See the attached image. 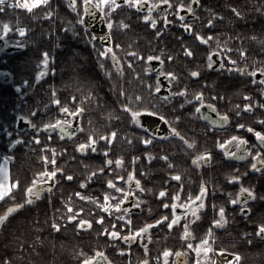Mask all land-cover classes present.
<instances>
[{"label": "flooded vegetation", "instance_id": "1", "mask_svg": "<svg viewBox=\"0 0 264 264\" xmlns=\"http://www.w3.org/2000/svg\"><path fill=\"white\" fill-rule=\"evenodd\" d=\"M70 1L75 3V0ZM115 1L119 7L112 12L98 7L107 26L108 40L105 41L99 36L93 22L91 24L85 21V1L82 4L80 20L82 30H73V33L74 39H79V34H83V46L89 49L92 47L94 51L83 60L85 73L87 70L100 73L105 79H100L99 88L103 92H110L118 100L116 129L103 133L90 131V99L100 89H89L90 94L84 93L91 84L86 79L80 81L87 73L82 75L79 72L82 65L77 66L74 61V67L70 71L74 84L69 86L71 90L68 100L57 90L53 101L54 119L50 125L57 126L55 121L59 119L63 123V129H56L52 133H46L43 129V132L35 133L40 143L45 137L52 141V160L41 159L51 163L55 160V163L51 164L50 169L37 173L33 182L35 185L51 186L45 188L36 199L32 198L31 202L42 199L46 192H57L61 195V200L65 199L64 195L69 194V202L74 200L72 195L82 193L79 197H89L84 199L98 206L104 216L112 217L113 227L117 228L124 216H146L141 228L148 224L153 226L147 246H143L142 233L136 227L129 233L137 232V235L130 236L128 240L123 237L129 233L125 235L123 229L124 236H112L114 241H119L115 246L119 250L121 248L127 251H139L141 248L148 250L155 235H176L180 228L184 239L193 241V223L202 216H221L219 210L222 207L223 216L245 217L244 237L247 252L257 245L264 249V236L257 233L258 225L264 223V166L255 157L257 151L264 154V146L260 145L255 132L250 130L264 132V73L252 74L256 68L264 66V52H252L249 46L240 45L241 42L252 39L262 42L264 37L261 40L259 36H264V30L254 38L236 36L229 39L223 38L218 31L215 33V44L203 35L202 21L197 14L198 0H192L189 4H186V0H180V3L186 5L184 9L178 7L180 3L153 4L150 0H142L148 4L136 7L124 3V0ZM195 2L198 3L197 8H193ZM93 4L97 5L94 2ZM187 6H191L193 11L189 12ZM150 8L151 15L157 22L155 28L151 26V20L143 19ZM178 12L180 15H177ZM109 21L112 22L111 29L108 27ZM185 24L192 25V28H185ZM197 34L204 36L206 42L201 41ZM219 41H232L239 43V46H220ZM11 45L14 44L6 42V46ZM187 49H191V55L187 54ZM105 52L108 54L104 55ZM149 56L153 59L149 60ZM193 71H198L200 75L193 76ZM57 72L59 70L56 68L55 73ZM168 72H173L175 77L166 76ZM158 86L162 87L156 92L155 88ZM185 88L187 95L180 94V90ZM79 90L83 92L79 93ZM198 92L204 94L202 101L194 98ZM106 94L100 95L103 100L107 97ZM57 100L60 101L59 104ZM245 104L252 105V108H244ZM122 105H128L134 111L144 108L152 111L141 112L140 123H136L128 109ZM63 107L67 111H60ZM77 108L82 110L77 112ZM197 108L200 110L197 111ZM73 112H76L75 116L72 115ZM125 112L128 116L124 115ZM224 113H227V120L223 118ZM162 116L167 119H162ZM27 121L34 127L30 120ZM172 128H176L181 135L173 133ZM26 131L35 132L36 129L28 128L20 132ZM112 132L116 133L115 138L104 139ZM90 137L97 140L95 150L90 147L88 151L80 152L77 145ZM231 137H244L247 144L241 145L239 141L225 143ZM22 139L28 153L29 144L26 138ZM145 139L150 140V143H144ZM188 142H194V146ZM221 144H224L223 148L220 147ZM105 149L108 150L107 153ZM244 149H250L251 152ZM229 152L236 155L230 156ZM204 153H210V156H204ZM165 156L168 157L167 160L164 159ZM197 156L201 158L194 163ZM109 159L112 164L107 163ZM252 163L257 164L256 169L251 167ZM57 168L63 169V172H58L55 178L49 179L47 175H40ZM75 173L79 175L76 180ZM69 174L72 179H68ZM177 174L179 179L176 178ZM130 175L133 177L131 181L128 179ZM233 176L241 179L233 180ZM77 180L81 186L73 192H67L63 188L71 186L70 183ZM109 180L113 183L109 184ZM241 187L251 189L254 197L249 199L248 193L240 195ZM120 189L124 191L121 192ZM161 191L165 193L163 196L160 195ZM35 195L33 191L32 197ZM125 196L128 197L127 200H123ZM233 199L237 203L233 204ZM241 200L246 201V204L241 203ZM117 203H121L120 208L113 207ZM192 216L199 218L190 222ZM255 216H261L256 227ZM161 217H167V220ZM173 219L177 222L169 227ZM156 220H160V223H154ZM224 222L225 219H222L215 226L220 228L225 225ZM123 242L126 243L124 246ZM163 259L166 264L171 259L175 264L189 263L185 252L177 253L174 257L172 252L167 256L164 253Z\"/></svg>", "mask_w": 264, "mask_h": 264}, {"label": "trees", "instance_id": "2", "mask_svg": "<svg viewBox=\"0 0 264 264\" xmlns=\"http://www.w3.org/2000/svg\"><path fill=\"white\" fill-rule=\"evenodd\" d=\"M69 1L49 0L47 4L32 10L12 6L9 3L0 8V37L21 46L20 50L13 52L0 48V151L1 157L7 156L11 160L12 181H19V185L14 187L11 194L0 200V215H4L11 205H22L0 228V264H83L85 259L97 252L105 254L113 264H144L145 261L147 264H166L163 254L169 249L173 257L177 253L191 252L189 264H194L196 258L190 245L196 246L204 240H209L216 250L240 253V264H264V249L260 245L253 247L249 253L246 250L244 216H202L192 225L193 241L185 240L180 228L176 235H155L148 250L141 248L139 251L133 249L121 251V248L119 250L115 246L119 241H114L110 233L113 231L122 233L123 229L125 234L135 227L139 229L144 224L146 216L132 218L124 216L120 222L118 221L117 228L113 227L112 217L104 216L98 206L85 199L80 200L77 195H72L74 200L69 202L67 199L69 194L64 195L65 199L61 200V195L57 192H46L40 200L31 203L27 201L26 189L34 182L37 173L52 167L51 162H44L41 159L44 151L48 153L49 158L52 157V141L45 137L40 143L35 138V133L43 132L45 124H52L56 91L59 90L62 97L68 100V93L71 90L69 86L74 84L69 64L76 61L77 66L82 65L79 72L82 75L87 73L85 77L80 78V81L86 79L91 84L84 93L99 91L100 79H105L93 70H90V73L87 72L88 70L86 73L84 71L86 67L83 60L94 51L92 47L89 49L83 46V34L78 35L79 39H74L73 30L82 29L79 15L77 24L70 23V10L67 7ZM150 1L153 4L162 3L160 0ZM191 1L186 0V4ZM198 2L197 14L198 19L202 21L203 35L210 36L212 41L216 40L215 33L218 31L223 38L229 39L236 36L254 38L264 30V0H198ZM170 3L179 4L180 0H170ZM47 11H54L52 18L46 17ZM209 20L213 21L212 24L208 23ZM7 22L13 23L11 30L14 31L20 24L23 25V22H33V24L27 27L24 41L18 44L15 41L19 36H16L14 31L11 32L12 34H4L3 25ZM263 37L259 36V39L262 40ZM253 40L241 42L240 45L249 46L252 52H264V40L262 42ZM224 45L239 46V43L226 41ZM226 50L230 51L228 48ZM45 51L49 54L50 70L40 76ZM56 68L59 70L57 74L52 71ZM4 73H10L9 82L4 80ZM24 80L29 83L24 84ZM82 92L83 90H79V93ZM101 94L107 95L105 100L102 99ZM110 94L100 89V92L91 96V106H89L91 117L101 122L100 125H89L93 133L116 129L118 100ZM102 102L105 106L101 107ZM124 115L128 116L126 112ZM20 116L29 117L28 120L36 127V131L19 132L16 122ZM23 137L29 144L28 153L24 149ZM17 140L19 143H13ZM77 177L79 178V175L75 173L74 179L76 180ZM70 185L63 188L67 192L71 190L73 192L81 186L78 180ZM69 204L72 205L71 209L68 207ZM78 209H83V212H79ZM70 213L77 219L67 220L66 217ZM100 216L104 217L103 222L100 221ZM219 217L225 219V225H221L220 228L214 223ZM260 217L255 216L257 219L254 218L255 227ZM81 219L91 220V227L80 228ZM55 224H60L61 227L57 229ZM123 233L121 236H124ZM125 244L123 242L122 246ZM168 264L175 263L171 259Z\"/></svg>", "mask_w": 264, "mask_h": 264}, {"label": "snow or ice", "instance_id": "3", "mask_svg": "<svg viewBox=\"0 0 264 264\" xmlns=\"http://www.w3.org/2000/svg\"><path fill=\"white\" fill-rule=\"evenodd\" d=\"M110 2H111V7H112V8H117V7H119V4L116 3L115 0H97V5H96V6H97V7H102L103 5L109 4ZM141 2H142V0H124V3H126V4H133V5L136 6V7H139V6L141 5ZM160 2H162V3H164V2H168V3H170V0H160ZM5 3H6V0H0V7L4 6ZM47 3H48V0H30V2H29V0H24L23 4H22L21 6L27 8V9H29V10H31L32 8L38 7V6L41 5V4H47ZM85 5L87 6V0H85ZM178 7H179L180 9H184V8L186 7V5H185L184 3H180V4L178 5ZM187 10H188L189 12L193 11V9H192L191 6H187ZM237 12H238V10H237ZM151 13H152V9L150 8V9H148V15H145V16L143 17V19H144L145 21H149V20H151V26H152L153 28H155L157 22H156L155 18L152 17ZM238 14H239V13H238ZM48 15H51V13L49 12ZM177 15H180V13L178 12ZM212 22H213L212 20H209V21H208L209 24H212ZM165 23H167V19H165ZM123 26H124L125 28L128 27V25H123ZM108 27H109V29L112 28V22H111V21H109ZM184 27L187 28V29H191V28H192V25H190V24H185ZM9 30H10V26H9V25H5V26H4V29H3L4 34H7ZM27 31H28L27 28H20V29H19V32H21V33H26ZM157 34H159V33H157ZM197 35L199 36V39H200L201 41H205V42H206V38H205L204 36L199 35V34H197ZM210 38H211V37L209 36V39H210ZM109 51H111V49H109ZM107 54H108V52H105V53H104V55H107ZM187 54L191 55V49H187ZM48 55H49V54H48L47 51L43 52L44 59L42 60V64H43L44 66H47L48 63H49ZM209 55L211 56V54H209ZM113 56H114V58H115V53H114V52H113ZM148 59L151 60V59H153V57L149 56ZM156 59H161V57H156ZM169 59H172V57H169ZM229 59H231V58L229 57ZM129 63H131V62H129ZM208 66L211 67V64H209ZM52 71H55V69H52ZM241 71H242V69H241ZM256 73H264V66H261V67H259V68H256V69L253 71L252 74H253V75H256ZM44 74H45V73H44L43 71H41V72L39 73L40 76H43ZM165 75L168 76V77H170V78H174V77H175V74H174L173 72H168V73H166ZM192 75H193V76H199L200 73H199L198 71H193V72H192ZM23 83H24V84H28L29 82H28L27 80H24ZM17 87H19V85H17ZM149 87H151V85H149ZM160 87H162V86H158V87H156V88H155V91H156V92H159V91H160ZM180 94L187 95V89H186V88H185V89H181V90H180ZM194 98L197 99L198 101H202L203 98H204V94H203L202 92H198V93L195 94ZM73 99H75V97H73ZM56 102H57L58 104L60 103L59 100H57ZM201 106H202V105H201ZM122 107L128 109V111L131 113V116H132V118L134 119V121H135L136 123H140V119H139V117H140V115H141V112H151V111H152L151 109H148V108L139 109V110H135V111H134V110L131 109L128 105H122ZM213 107H214V105H213ZM243 107H244V108H247V109H251V108H252V105H250V104H245ZM81 110H82L81 108H77L76 111L79 112V111H81ZM199 110H200V109L197 108V111H199ZM60 111H67V108H66V107H63V108L60 109ZM72 115L75 116V115H76V112H73ZM153 115H158V116H160L161 114H160V113H153ZM161 118H162V119H165V120L167 119V117H163V116H162ZM223 118H224L225 120L228 119L227 113H224V114H223ZM23 119H24V120H27V119H29V117L24 116ZM176 119H179V117H177ZM66 122H67V123H71V121H66ZM55 124H56V125H59L61 128H63V123H62L59 119H57V120L55 121ZM52 126H53V125H50V124H45V125H44L45 128L52 127ZM142 126H143V125H142ZM237 126H238V127H241V128L245 127V125H237ZM34 127H35V126H34ZM249 127H250V126H249ZM250 130L253 131V132H255V135H256V137L258 138L260 145H261V146H264V132H257L255 129H251V128H250ZM171 131H172L173 133H175L176 135H181V134L178 132V130H177L176 128H172ZM9 135H11V133H9ZM73 135H74V133H73ZM115 136H116V133H115V132H112V133L106 135V136L104 137V139H109V137H111V138H115ZM182 138H183V137H182ZM36 139L39 140V137H36ZM230 141H231V142L239 141V143H240L241 145H246V144H247V140H246V138H244V137H231L230 140H229V141H225V143H229ZM186 142H187V141H186ZM13 143H19V141L17 140V141H14ZM96 143H97L96 138H95V137H90V138H89L88 140H86L85 142H83V143L77 145V147H78V149H79L80 152L88 151L90 147H91V149L94 151V150H95V145H96ZM144 143H150V140L145 139V140H144ZM188 143H190V144H192V145L194 146V142H188ZM46 147H47V145H46ZM220 147L223 148V147H224V144H221ZM107 151H108V150L105 149V152H106V153H107ZM244 151H246V152H248V153L251 152L250 149H244ZM203 155H204V156H210V153H204ZM228 155H230V156H231V155H236V153L229 152ZM255 157L259 158L260 161H261L262 166H264V154H262L261 152L257 151V152L255 153ZM200 158H201L200 156L195 157L194 160H193V162H194V163L198 162V161L200 160ZM7 159H8V158L5 157V160H7ZM44 159H45V160H48V157L45 156ZM164 159L167 160L168 157L165 156ZM52 163H55V160H53ZM107 163H108V164H112V160L109 159V160L107 161ZM251 167H252L253 169H256V168H257V164H256V163H252V164H251ZM0 171H3V173H4V175H3V179H0V200H2L6 195H8L9 193L12 192V189H13L14 187H17V186L19 185V181H18V180H16L15 182L12 181V179H11V177H10V175H9V172H8V169H7V168L0 169ZM99 171H103V169H99ZM58 172H63V169H61V168H57L56 170L47 171L46 173H40V175H41V176L47 175L48 178L51 179V178H55V177L57 176V173H58ZM92 175H94V173H93V174H90V177H89V178H91ZM176 178H177V179L180 178V177H179V174H177ZM68 179H72V177H71L70 174L68 175ZM118 179H123V178H122V177H118ZM128 179H129V181H131V180L133 179V177L130 175V176L128 177ZM232 179H233V180H240L241 178L238 177V176H233ZM108 183H109V184H112L113 182H112L111 180H109ZM137 186H139V182H138V181H137ZM34 188H35V183H33L31 186H29V187L26 189L27 194H28V201H29V202H31V200H32V198H33V197H32V193H33V189H34ZM120 191L123 192L124 190H123V189H120ZM202 191H203V189H202ZM245 193H248V194H249V199H251V198L254 197V195H255V194L251 191V189H246V188L241 187V189H240V195H244ZM164 194H165L164 191H161V192H160V195H161V196H163ZM76 195L80 196V195H82V193H76ZM105 197H106V199L108 198V197H107V194H105ZM84 198H85V199H89V197H84ZM127 199H128L127 196L123 197V200H127ZM198 199H200V197H198ZM123 200L121 201V203H123ZM231 202H232L233 204L237 203V201H236L235 199H233ZM240 202L246 204V201L241 200ZM121 203H117V204L113 205V207H115V208H120V207H121ZM20 207H22V205H20V204H15V205H11V206H9V207L7 208V212H6L4 215H0V223H2V222L7 218L8 214L14 212L16 209H18V208H20ZM68 207H69V209H71V208H72V205L69 204ZM165 207H167V205H165ZM105 208H108V205H105ZM78 211H79V212H83V209H78ZM219 211H220L221 216H223V214H224V208L221 207ZM241 211L243 212L244 209L242 208ZM66 219H67V220H76L77 217H76L75 215H73V214L70 213V214L66 217ZM99 219H100L101 222H103L104 217H103V216H100ZM161 219H163V220H167V217H161ZM176 222H177L176 219H173V220H172V223H170L168 226H169V227H172V224H174V223H176ZM154 223L159 224V223H160V220H156ZM214 223L219 224L220 221L217 220V221H214ZM91 224H92V221H91V220H83V219H81V220L79 221V227H80V228L91 227ZM60 227H61L60 224H55V228L59 229ZM151 227H152L151 224L145 225L143 228L138 229V232H139V233H143V232H145L147 229H149V228H151ZM105 231H107V229H105ZM257 233H258L259 235H261V236H264V223H261V224L258 225V227H257ZM110 234H111L112 236H120V235H121V233L116 232V231H113V232H111ZM134 235H137V232L129 233L128 235L124 236L123 238H124L125 240H128L130 236H134ZM202 243H204V241H202ZM121 251H124V249H121ZM170 251H171V249L167 250V251L165 252V256H167L168 253H169ZM197 251H199V249H197ZM103 256H104L103 253L97 252L95 255L90 256L89 258L85 259V260L83 261V264H101V259H98V258H102ZM144 264H147V261H145Z\"/></svg>", "mask_w": 264, "mask_h": 264}, {"label": "rangeland", "instance_id": "4", "mask_svg": "<svg viewBox=\"0 0 264 264\" xmlns=\"http://www.w3.org/2000/svg\"><path fill=\"white\" fill-rule=\"evenodd\" d=\"M84 1L85 0H75V3H73V4L71 3V1H69L68 4H67L68 9L70 10V13H69L70 18H71V22L70 23L72 25L73 24H77V22H79V20H77L78 15H79L80 20H81V13H82L81 11L83 10L82 4H83ZM92 1L97 4V0H92ZM23 2H24V0H6V3H9L12 6H20V7H22L21 5L23 4ZM29 2H30V0H29ZM6 3H5V5H6ZM41 5H43V4H41ZM41 5H39V6H41ZM99 8H101L102 10H104L106 8L105 10L108 9V10H111V12L114 11L115 9H118V7L117 8H112L111 7V2L109 4L103 5L102 7H99ZM32 9H34V8H32ZM53 12L54 11H50L51 15H48V13H49L48 11L45 12L46 17L52 18ZM35 14L36 13H34V15ZM31 24H33V22H23V25L20 24L19 28L17 30H15V31L11 30V26L13 25V23L11 24L10 22H7L5 25H9L10 26V30L8 31L9 34L14 31L16 33V36H19V39L17 38V40L15 42H17L18 44H21L24 41V37L26 36L27 32L26 33H21V32H19V29L20 28H27ZM79 24H80V22H79ZM5 25H3V29H4ZM215 41L216 40H214L212 42L216 43ZM218 45L226 46V45H224V41H219ZM69 57L71 58V55ZM71 62H73V61H71ZM73 67L74 66L72 65V63H70L69 64V68L73 69ZM49 70H50V67L48 65L47 66H44L43 64L41 65V71L48 72ZM89 124L100 125L101 122L99 120H93V118H91V121H90ZM45 156L48 157L49 161L52 160V158H49V155H48V153H46V151H44V153H43V159H44ZM4 164L5 163L3 162L2 167L4 166ZM0 175H1V179H3V175H4L3 171H0ZM13 190H14V188L12 189V191ZM10 194H8V195H10ZM81 198L82 197H80V200H81ZM82 199H84V198H82ZM15 212L16 211L8 214V216L12 215ZM197 218H199V216H192L189 219V221L190 222H192V221L194 222L195 219H197ZM218 219L220 220V222H222L221 217H219ZM188 224L189 223H187V225H186L187 227H188ZM190 246H191L192 250L194 249L193 252H195L194 254L196 255V260H195L194 264H240V261H241L240 253H237V252L236 253L235 252H226L224 250H216V249H214L212 247V245L210 244L209 240H204V243L199 242L196 246H194L193 244H191ZM197 249H199V251H197ZM190 253L191 252H186V256L188 258L187 259L188 262H190V260H191V254ZM183 262H185V261H183Z\"/></svg>", "mask_w": 264, "mask_h": 264}, {"label": "water", "instance_id": "5", "mask_svg": "<svg viewBox=\"0 0 264 264\" xmlns=\"http://www.w3.org/2000/svg\"><path fill=\"white\" fill-rule=\"evenodd\" d=\"M147 4H148V2L145 1V2H142L141 3V5H143V6H141V5L140 6L141 7H144ZM193 5H194L193 8H197L198 3L195 2ZM85 21L91 22V24L93 22V24L95 25L94 29L97 31V33L99 34V36L102 39H104L105 41L108 40V30H107V26L105 24L104 17L102 15L101 11L99 10V8L96 5H94L93 2H91V1H88L87 2ZM0 46H1V48L3 50H6L8 52H13L15 50L21 49V47H19V46H14V45L13 46H6V41L4 40V38H0ZM4 78H5V81L6 82H9L10 79H11L10 74H5L4 75ZM28 128L31 129V130H34L35 129L34 127L31 126V123L29 121L24 120L23 117H19V119L17 121V129L19 131H24V130H26ZM56 129H63V128H61L59 125H57V126H52V127L44 128V131L46 133H52ZM49 186H51V184H49L46 187H40L38 184H36L35 185V188L33 189V191H35L36 195L33 198L36 199L38 197V195L41 194L43 192V190L45 188H48ZM8 217L9 216H7V218ZM5 220L2 223H0V228L3 225V223L5 222ZM152 227L149 228V229H147L145 232L142 233V237H143L142 243H143V246H147L148 243H149V234H150V230L152 229ZM98 259H101V264H112L111 262H109V260L107 259V257H106L105 254H104V256L102 258H98Z\"/></svg>", "mask_w": 264, "mask_h": 264}, {"label": "crops", "instance_id": "6", "mask_svg": "<svg viewBox=\"0 0 264 264\" xmlns=\"http://www.w3.org/2000/svg\"><path fill=\"white\" fill-rule=\"evenodd\" d=\"M5 157H7V156H3V157H1V151H0V169H3V168H7L8 169V172H9V175H10V177H11V160H10V158L9 157H7L8 159L7 160H5ZM3 162L5 163L4 164V166L2 167V164H3ZM0 179H1V175H0ZM12 179V178H11ZM10 194V193H9ZM7 196V195H6ZM5 196V197H6ZM194 250V249H193ZM195 253V252H194ZM195 258H196V256H195ZM196 260V259H195Z\"/></svg>", "mask_w": 264, "mask_h": 264}, {"label": "bare ground", "instance_id": "7", "mask_svg": "<svg viewBox=\"0 0 264 264\" xmlns=\"http://www.w3.org/2000/svg\"><path fill=\"white\" fill-rule=\"evenodd\" d=\"M19 119V118H18Z\"/></svg>", "mask_w": 264, "mask_h": 264}]
</instances>
